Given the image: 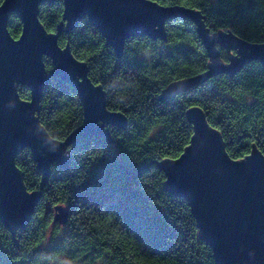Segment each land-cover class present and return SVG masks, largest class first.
Returning <instances> with one entry per match:
<instances>
[{
	"label": "trees",
	"instance_id": "1",
	"mask_svg": "<svg viewBox=\"0 0 264 264\" xmlns=\"http://www.w3.org/2000/svg\"><path fill=\"white\" fill-rule=\"evenodd\" d=\"M4 0H0V5ZM181 5L202 14L211 33L231 32L251 43H264V0H153ZM61 0L40 6L39 19L48 33L63 23ZM18 39L22 23L9 19ZM165 40L137 36L127 40L119 57L86 17L59 45H70L85 62L89 77L106 93L109 111L122 113L126 128L111 127L109 138L81 141L67 170L53 167L46 187L29 148L16 165L29 192H42L30 223L11 233L0 220V264H218L204 240L187 201L164 188L158 163L178 159L194 134L188 120L192 108L202 110L218 131L228 155L245 159L256 147L264 156V66L248 63L234 75L219 74L167 100L172 83L209 71L210 59L189 19L166 23ZM222 61L227 51L219 48ZM46 69L53 68L45 58ZM19 95L30 100L28 87ZM38 117L55 140L64 141L84 122L75 89L60 78L44 87ZM68 221H55L56 207Z\"/></svg>",
	"mask_w": 264,
	"mask_h": 264
},
{
	"label": "water",
	"instance_id": "2",
	"mask_svg": "<svg viewBox=\"0 0 264 264\" xmlns=\"http://www.w3.org/2000/svg\"><path fill=\"white\" fill-rule=\"evenodd\" d=\"M54 1L4 0L0 5V220L11 233L30 223L42 197L40 191L27 190L17 168L21 149L31 150L44 188L53 167L69 169L81 141L109 138L111 127L127 126L122 113L108 110L106 93L91 81L88 65L73 55L70 45H59V36L69 34L81 18L101 32L119 57L132 37L165 40L171 19L195 24L210 59L209 71L170 84L162 101L205 78L232 76L252 61L264 66V43H251L231 32L211 33L202 14L185 6H164L153 0H61L63 23L58 33H48L39 19L40 6ZM11 15L22 23L18 39L9 32ZM219 48L229 53L227 62ZM46 57L53 64L50 71ZM54 77L75 89L84 110L83 124L64 141L52 138L37 115L44 87ZM20 86L30 89V100L20 97ZM187 116L194 129L190 145L178 159L158 163L166 176L165 190L187 201L218 264H264V156L255 147L245 159L233 160L202 110L192 108ZM68 217L67 209L56 207L55 221L66 224Z\"/></svg>",
	"mask_w": 264,
	"mask_h": 264
}]
</instances>
